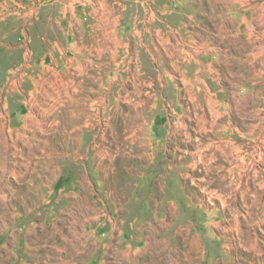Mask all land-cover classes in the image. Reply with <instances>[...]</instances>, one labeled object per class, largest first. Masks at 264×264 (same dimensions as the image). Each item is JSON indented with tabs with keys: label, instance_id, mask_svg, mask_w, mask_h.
Masks as SVG:
<instances>
[{
	"label": "rangeland",
	"instance_id": "1",
	"mask_svg": "<svg viewBox=\"0 0 264 264\" xmlns=\"http://www.w3.org/2000/svg\"><path fill=\"white\" fill-rule=\"evenodd\" d=\"M258 41L264 0H0V264H264Z\"/></svg>",
	"mask_w": 264,
	"mask_h": 264
},
{
	"label": "crops",
	"instance_id": "2",
	"mask_svg": "<svg viewBox=\"0 0 264 264\" xmlns=\"http://www.w3.org/2000/svg\"><path fill=\"white\" fill-rule=\"evenodd\" d=\"M253 49L255 51V55H260V57H262V59L264 60V43L261 42H257L256 45H253ZM213 63H212V53L210 52V63H209V68L207 69L208 72L212 73L213 71ZM240 78H243V75L241 73ZM242 84V83H241Z\"/></svg>",
	"mask_w": 264,
	"mask_h": 264
}]
</instances>
